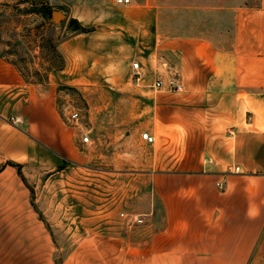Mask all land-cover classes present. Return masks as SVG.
<instances>
[{
  "label": "rangeland",
  "instance_id": "1",
  "mask_svg": "<svg viewBox=\"0 0 264 264\" xmlns=\"http://www.w3.org/2000/svg\"><path fill=\"white\" fill-rule=\"evenodd\" d=\"M111 2L0 0V58L35 88L36 97L51 98L60 134L74 146L72 152L39 146L21 162L0 158V264H202L198 223L192 222L195 231L176 245H164L160 238L166 213L174 211L172 183L160 172L191 168L189 128L219 136L226 145L232 127L225 122L189 127L186 119H222L229 111L194 110L184 93L153 89L154 73L140 86L132 83L133 70L125 86L83 90L67 84L59 46L81 33L73 30L79 25L72 23L74 17H91L76 14V7ZM95 44L90 38L81 43L89 51ZM166 57L162 77L173 74L179 80ZM72 112L78 113L76 121ZM11 118L16 117H8L13 127H25V118L17 123ZM144 133L154 137L153 143L142 140ZM223 185L215 183L219 191ZM132 215L144 216V223H132Z\"/></svg>",
  "mask_w": 264,
  "mask_h": 264
},
{
  "label": "crops",
  "instance_id": "2",
  "mask_svg": "<svg viewBox=\"0 0 264 264\" xmlns=\"http://www.w3.org/2000/svg\"><path fill=\"white\" fill-rule=\"evenodd\" d=\"M79 13H90V20L74 17L90 31L59 46L65 61L60 73L70 86H125L131 62L139 63L137 86L151 73L154 82H165L168 75L160 71L169 56L180 92L194 110L229 111L222 119H186L189 127L225 122L232 136L223 145L219 136L189 128L191 168L160 172L172 183L174 207L166 213L163 244L188 237L193 222L202 264H264V0H129L126 5L112 0L107 6H77ZM87 38L96 43L90 51L81 45ZM35 91L0 58V158L21 162L39 146L73 151L72 141L60 134L53 101ZM9 116L25 118V127L10 125ZM216 182H223L222 191Z\"/></svg>",
  "mask_w": 264,
  "mask_h": 264
},
{
  "label": "built area",
  "instance_id": "3",
  "mask_svg": "<svg viewBox=\"0 0 264 264\" xmlns=\"http://www.w3.org/2000/svg\"><path fill=\"white\" fill-rule=\"evenodd\" d=\"M117 4H129V0H116ZM132 83L137 84L140 78V73H139V63L138 62H134L132 63ZM152 88L155 90H160L165 88L167 91L170 92H174V93H178L182 90V85L180 83V81L176 78L175 75H168L167 79L165 82H163L162 80H156L154 82V84L152 85ZM70 119L72 121H76L78 119V113L77 112H72L70 115ZM11 121L13 123H17L19 122L18 118H11ZM141 138L144 142L150 144L153 143L154 141V137L151 136L148 133H144L141 135ZM84 142L88 141L87 137H84ZM121 216L123 217L124 214H121ZM130 220L132 223L136 224V225H142L144 223V216L141 215H132L130 216Z\"/></svg>",
  "mask_w": 264,
  "mask_h": 264
},
{
  "label": "trees",
  "instance_id": "4",
  "mask_svg": "<svg viewBox=\"0 0 264 264\" xmlns=\"http://www.w3.org/2000/svg\"><path fill=\"white\" fill-rule=\"evenodd\" d=\"M48 16V12H44V14H43V16ZM76 21H72V23L74 24ZM76 24H77V22H76ZM74 31H79V32H81V33H83V32H86V30L84 29V28H82L81 26H77V27H74V29H73Z\"/></svg>",
  "mask_w": 264,
  "mask_h": 264
}]
</instances>
